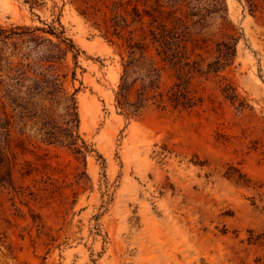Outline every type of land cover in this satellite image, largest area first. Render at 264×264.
I'll list each match as a JSON object with an SVG mask.
<instances>
[{"label":"rangeland","instance_id":"obj_1","mask_svg":"<svg viewBox=\"0 0 264 264\" xmlns=\"http://www.w3.org/2000/svg\"><path fill=\"white\" fill-rule=\"evenodd\" d=\"M122 1L128 10L155 5ZM224 1L236 37L230 62L208 71L220 19L210 13L202 27L191 16L190 31L205 38L187 43L203 71L188 79L194 105L131 118L114 102L122 50L98 17L101 30L79 14L82 0H0V29L52 25L80 50L66 85L77 89L79 132L94 148L83 158L42 141L27 122L30 142L16 143L0 168V178L6 168L11 175L0 179V264H264V8ZM28 50L17 35L0 39V78ZM163 66L166 90L176 71Z\"/></svg>","mask_w":264,"mask_h":264},{"label":"trees","instance_id":"obj_2","mask_svg":"<svg viewBox=\"0 0 264 264\" xmlns=\"http://www.w3.org/2000/svg\"><path fill=\"white\" fill-rule=\"evenodd\" d=\"M82 1L84 6L78 10L79 14L94 19L93 24L101 30L100 23L95 22L98 17L104 37L122 50L114 102L127 117L137 118L151 106L165 109L167 106L186 108L194 105L188 79L191 74L203 71L199 63L191 59L192 52H189L187 43L196 46L205 38L201 36L200 28L190 31L191 16H198L196 22L202 27L210 13L220 19L218 28L210 35H218L222 40L215 43L216 59L212 66H208V71L222 69L236 52V37L227 20L224 0H209L208 7L202 8L193 5L194 12L182 9L198 0H171L172 4L166 6L171 10H166L159 0L148 9H139L134 4L130 10L122 0ZM245 1L251 11L264 8V0ZM130 2L127 0V5ZM100 4L109 9L108 17ZM55 29L52 25L10 32L0 29L3 43L17 35L29 48L13 65L11 61L7 63L9 74L0 78V168L5 165H1L3 160L8 164L16 157V143L24 146L30 142L23 130L28 121L37 126L40 139L48 144L65 146L83 158L94 151L79 132L77 89L69 92L66 85L68 80L75 79L80 50L72 39L63 35L62 30L57 32ZM37 32H47L56 40ZM68 53L73 59L72 67L67 61ZM164 64L176 71V80L166 90L160 87ZM81 174L86 176L83 172ZM6 175L11 181L8 168L0 178L8 183Z\"/></svg>","mask_w":264,"mask_h":264}]
</instances>
